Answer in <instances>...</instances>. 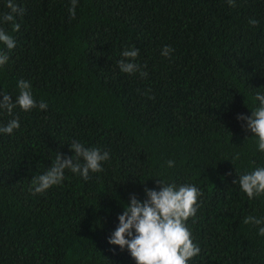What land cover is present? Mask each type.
<instances>
[{
	"label": "trees",
	"instance_id": "trees-1",
	"mask_svg": "<svg viewBox=\"0 0 264 264\" xmlns=\"http://www.w3.org/2000/svg\"><path fill=\"white\" fill-rule=\"evenodd\" d=\"M15 2L25 9L19 32L0 19L16 41L12 50L0 42L9 55L0 100L15 102L23 79L48 108L0 109V126L21 125L0 133V264H136L109 238L131 196L143 202L157 180L203 193L187 221L201 252L188 264H264V225L243 223L264 219V195L250 200L238 183L264 167V152L237 119L264 94V0H79L75 19L71 0ZM133 46L146 78L118 66ZM73 140L110 160L87 181L65 170L33 195L32 178L57 153L74 156Z\"/></svg>",
	"mask_w": 264,
	"mask_h": 264
},
{
	"label": "clouds",
	"instance_id": "clouds-1",
	"mask_svg": "<svg viewBox=\"0 0 264 264\" xmlns=\"http://www.w3.org/2000/svg\"><path fill=\"white\" fill-rule=\"evenodd\" d=\"M79 0H71L69 9L72 19L76 18V7ZM229 6L235 7L236 0H227ZM8 12L0 19L11 24L13 32H19L20 24L16 22L17 15L23 16L25 9L21 8L15 0H7ZM255 18L249 20V25H258ZM0 42L8 50L16 47L14 37L4 28H0ZM174 51L169 46H164L162 55L169 57ZM124 59L118 61V66L123 73L135 74L139 72L141 78H146L147 73L143 71L138 63L139 49L133 46L125 48L121 53ZM9 60L6 52L0 51V67ZM19 95L13 102L12 96L3 93L0 100V109H5L11 115L13 109L19 106L23 111H31L39 107L47 110L48 104L41 99L39 104L31 91V84L23 79L18 81ZM256 100L259 107L251 110V116L239 115L238 120L247 121V129L258 137V150L264 152V94L257 93ZM19 118L10 120L6 126H0V133L12 134L20 128ZM71 150L75 155L65 158L57 153L53 164L43 174L32 178L33 195L43 194L51 187L59 185L65 178V170L80 175L84 180H89V173H98L103 170V162L110 160L108 151L98 147L88 148L79 141L70 143ZM83 161V162H81ZM169 168L175 166V161H167ZM161 186L160 190L145 189L147 199L141 202L132 195L130 204L125 205L123 214L119 215V226L109 238V243L118 245L121 249L127 248L136 264H188L192 258L200 254V247L193 242L192 233L187 226V221L194 218L199 209V198L202 191L195 185L185 184L177 186L175 183L168 184L157 180ZM237 183V182H236ZM238 183L248 199L264 195V167H257L251 172L239 175ZM244 224L264 225V219L248 216ZM134 230V231H133ZM259 235L264 236V226L259 227Z\"/></svg>",
	"mask_w": 264,
	"mask_h": 264
}]
</instances>
